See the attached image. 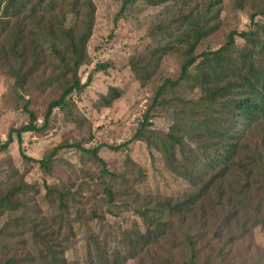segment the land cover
<instances>
[{
	"label": "trees",
	"instance_id": "obj_1",
	"mask_svg": "<svg viewBox=\"0 0 264 264\" xmlns=\"http://www.w3.org/2000/svg\"><path fill=\"white\" fill-rule=\"evenodd\" d=\"M233 2L238 11L253 10L251 29L229 32L213 50H205L204 45L222 28L223 0H123L115 18L116 24L137 5L156 11L147 24L150 43L127 60L135 81L142 88L150 87L152 97L133 138L111 150L142 142L152 154L160 184L166 187L169 179H175L193 189L182 199L155 196L150 204L139 190L148 178L147 171L128 154L116 170L100 157L104 146L86 150L80 143L64 140L41 160L29 158L23 150V135H44L55 111L70 116L73 98L87 89L96 74L112 68L108 62L97 64L82 83L80 70L89 60L88 44L96 20L93 0H0V70L12 80L11 93L28 118L26 124L9 129L0 152L8 151L15 136L22 160L58 181L48 184L44 179L39 186L24 182L19 174L8 175L11 181L0 194V241L16 246L0 253V264H78L66 258L73 249L75 224L85 228L93 247L95 260L90 249L85 264H125L128 260L140 264L144 250L158 243L167 226L177 225L176 218L179 224L190 219L193 229L189 227L186 235L187 263L199 264L198 217L202 215L197 217L195 212L204 208L207 194L221 197L225 168L239 159L242 148L247 149L237 147L240 125L264 119V4L260 0ZM170 66L174 67L172 77ZM123 94L109 87L100 97V107L110 108ZM37 101L41 109L34 110ZM155 115L168 122V132L153 129ZM71 150L78 153L80 165L73 169V177L82 176L93 188V197L100 195L87 218L101 223L104 213L118 218L132 212L141 220L140 225L120 228L122 249L113 250L109 257L85 225L87 218L75 185L53 173L59 154ZM246 151L244 159L238 160L241 167L244 160L248 163L241 171L243 182L252 177L264 181V145ZM216 163L221 168L213 172ZM236 223L222 220L215 238ZM239 228L240 232L227 239L228 245L246 235Z\"/></svg>",
	"mask_w": 264,
	"mask_h": 264
},
{
	"label": "rangeland",
	"instance_id": "obj_2",
	"mask_svg": "<svg viewBox=\"0 0 264 264\" xmlns=\"http://www.w3.org/2000/svg\"><path fill=\"white\" fill-rule=\"evenodd\" d=\"M122 1L93 0L96 20L88 44L89 60L80 70L82 83H86L89 73L97 64L108 62L111 63L112 68L107 73L96 74L87 89L73 98L75 107L71 110L70 116L55 111L50 128L44 135H23V150L29 158L41 160L49 150L64 140H68L70 144L80 143L86 150L104 146L100 157L110 168L120 170L124 156L128 154L134 163L147 171L148 178L139 190L142 197L150 204H153L155 196L160 199H182L193 189L189 184L175 179H169L166 187L160 184V177L153 171L152 154L144 143L135 142L128 147H122L120 151L111 150L133 138L152 97L150 87L142 88L135 81L127 68V60L134 52L142 51L150 43L146 33L147 24L156 11L144 5H137L134 12L119 18L115 24ZM260 1L264 4V0ZM233 5V0H223L222 28L215 37L205 43V50L218 48L231 31L241 33L251 29L249 17L253 10L246 7L243 11H238ZM262 19L263 17H257L259 21ZM240 42L238 39L239 44ZM168 69L169 77H172L174 67L170 66ZM11 87L12 80L0 70V147L6 142L10 128H18L28 122L21 104L11 93ZM109 87L121 89L124 94L110 108L100 107V97L107 93ZM28 99L25 97V100ZM39 102L33 105L34 110L41 109ZM151 122L155 131L168 132L169 124L165 119L155 115ZM240 126L241 140L237 144L239 150L242 147L254 149L264 145V119L256 124ZM13 137L14 142L8 151L0 152V194L11 181L9 174L11 176L15 173L19 174L28 184L41 186L45 180L48 184H56L57 179L45 176L38 166L27 164L22 160L17 140L15 136ZM247 149L242 148L239 151L241 152L239 159L236 158L233 165L225 168L224 177L220 181L221 197L215 193L207 194L203 197L204 208L195 212L197 217L202 215L198 217V220L200 219L198 226L200 234L197 240L200 251L199 264H264V181L252 177L248 183L243 182L241 171L245 167L248 168V163L244 160L241 167L238 160L244 159L243 156L248 153ZM159 165L157 163L155 167ZM79 166L76 151H62L57 157L53 173L58 179L75 185L74 191L81 196L80 207L85 213L84 217L87 218L94 199H99L100 195L93 197V188L87 186L88 180L82 176L73 177L74 170L76 171ZM220 166V163H216L213 172ZM91 170L94 171V168ZM222 220L235 221L238 224L236 223L237 226L234 225L231 229H223L221 236L215 238L214 231L219 225L221 226ZM175 221L177 225L167 226L158 243L144 250L143 262L140 264H188L186 235L189 227L193 229V226L189 224V218L181 224H179L180 219L176 218ZM133 223L140 225L141 220L132 212L121 214L118 218L104 213V221L101 223L88 218L87 221L85 220V225L97 238L108 257L113 250L122 249L120 228H129ZM240 226L246 231V235L240 242L228 245L230 241L227 239L234 236L237 230L240 232ZM86 233L82 225H74L73 249L66 253L69 263L85 264L90 249L92 260H95L93 247L87 241ZM14 246H16L15 242L1 240L0 253L4 249H13ZM219 250L223 251V255L219 254ZM125 264L135 263L128 260Z\"/></svg>",
	"mask_w": 264,
	"mask_h": 264
}]
</instances>
